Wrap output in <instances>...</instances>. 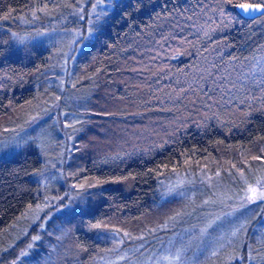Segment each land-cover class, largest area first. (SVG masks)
<instances>
[{
    "label": "trees",
    "instance_id": "16d2710c",
    "mask_svg": "<svg viewBox=\"0 0 264 264\" xmlns=\"http://www.w3.org/2000/svg\"><path fill=\"white\" fill-rule=\"evenodd\" d=\"M42 1L0 0V133L51 132L78 198L16 258L10 232L52 192L35 144L0 158V264H264L262 203L219 245L206 236L264 179V14L236 11L252 0H111L73 46L35 37L45 26L17 40ZM203 180L225 185L195 197Z\"/></svg>",
    "mask_w": 264,
    "mask_h": 264
},
{
    "label": "rangeland",
    "instance_id": "374dc122",
    "mask_svg": "<svg viewBox=\"0 0 264 264\" xmlns=\"http://www.w3.org/2000/svg\"><path fill=\"white\" fill-rule=\"evenodd\" d=\"M69 1H71L70 4L73 7L70 8V11H66V14L70 13V18H68L65 12H63V8L69 4ZM69 1L45 0L37 3V8L32 6L33 8H35V10H33L34 15L30 16L28 20H20L15 24L16 27L21 28V32L15 35L17 40L23 42L25 39H28L30 32L32 33L33 31H36V27L45 26L42 33H34L37 34L35 35V37L39 39L46 37L48 40L54 42L59 46H73L82 38L85 39L86 37H89L87 36L88 34H83L89 33L91 31L89 28H94L96 26L95 23L97 21H95V19L93 18L97 13H99L100 15L105 9V5L108 4L111 0ZM72 15L74 16L73 19ZM85 16H87V19L85 18ZM83 27L85 28L86 32L82 31ZM34 40L35 38H33V41ZM80 46L81 45H78V47ZM71 48L67 51V55L71 51ZM263 62L264 57L261 61L259 60V64ZM57 115H59L60 117H65L63 114L56 112L54 113L53 117L55 118ZM73 118V114H69L66 122L73 123ZM36 123L37 121L34 123L31 121L30 124L33 125L30 126V129H16L10 132L11 134L9 133L8 135L0 133V158L10 157L13 151H18L19 149L24 148L29 144H35L40 149L39 155L41 156V160H43L44 165L42 173H40L39 175V181L43 184L41 186L43 193L47 191L52 192L46 195L39 206L23 214L22 221H25L23 222V224H21L22 227L20 225L19 232L17 226L13 227V230L10 232V236H12L13 234L17 235V233L19 234L18 240L16 241V243H18L17 245L15 244L17 246V250L15 253V255L17 256L16 258L26 253L28 249L32 247L33 243L40 237H42L44 232L49 230L47 228V223L51 222L52 219L54 220L58 212H60L61 210H70L72 208L71 204L78 198V188L71 182L69 184L63 183V179L60 180L59 177L60 164L61 167H63V163H65V161L63 160V158L61 162L58 161V158H55V152H59V154L61 155L63 152H65V149L60 145L58 141L54 140V136H52L53 134L51 132H41L40 126H36ZM63 125L65 126L66 123L63 122ZM55 136L57 137L56 133ZM66 138L68 139V144H70L72 140L71 136L67 135L65 136V140H67ZM62 155H64V153ZM208 174L206 175L208 176ZM224 185L225 184L220 183L219 180H203L193 185L192 192L193 194H195V197H204L207 190L218 189V187L222 188ZM169 187L173 186L169 185ZM251 189H255L254 195ZM182 190L183 191L178 192L176 196H185L186 191L184 192L185 189ZM186 195H188V193ZM237 200L238 202L236 205H232L231 203V205H228V208L237 207L239 209H235V212L226 218L217 219L209 227V233L206 235L209 244L219 245V243L222 241L223 235L228 232V226L236 224L237 221L241 220L243 216L246 215L243 214L242 207L258 202L262 203L264 209V179L257 180L254 183L249 184L244 189L241 197H239ZM222 208H226V205H223ZM27 219L29 222L27 221ZM166 256L170 257L173 260L176 259L175 255Z\"/></svg>",
    "mask_w": 264,
    "mask_h": 264
},
{
    "label": "snow or ice",
    "instance_id": "6c2138e0",
    "mask_svg": "<svg viewBox=\"0 0 264 264\" xmlns=\"http://www.w3.org/2000/svg\"><path fill=\"white\" fill-rule=\"evenodd\" d=\"M235 7L239 8L241 13L247 16H252L254 13L264 14V0H252L251 3H241ZM251 191L254 195L255 189H251Z\"/></svg>",
    "mask_w": 264,
    "mask_h": 264
},
{
    "label": "water",
    "instance_id": "95a60500",
    "mask_svg": "<svg viewBox=\"0 0 264 264\" xmlns=\"http://www.w3.org/2000/svg\"><path fill=\"white\" fill-rule=\"evenodd\" d=\"M235 9L242 17H245V18H254L256 16L262 15L261 13H254L252 16H247V15H243L239 8L235 7Z\"/></svg>",
    "mask_w": 264,
    "mask_h": 264
}]
</instances>
